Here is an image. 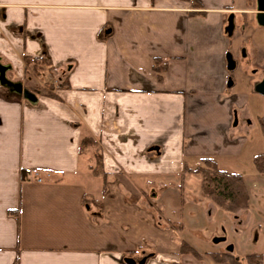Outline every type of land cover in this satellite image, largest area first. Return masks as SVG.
I'll use <instances>...</instances> for the list:
<instances>
[{
    "label": "crops",
    "instance_id": "1",
    "mask_svg": "<svg viewBox=\"0 0 264 264\" xmlns=\"http://www.w3.org/2000/svg\"><path fill=\"white\" fill-rule=\"evenodd\" d=\"M239 2L0 0V264H264V208L231 217L183 170L264 191L219 162L257 93L231 79L238 32L264 28Z\"/></svg>",
    "mask_w": 264,
    "mask_h": 264
},
{
    "label": "rangeland",
    "instance_id": "2",
    "mask_svg": "<svg viewBox=\"0 0 264 264\" xmlns=\"http://www.w3.org/2000/svg\"><path fill=\"white\" fill-rule=\"evenodd\" d=\"M236 2H239V1L236 0ZM239 3L243 6H250L251 8H254L256 12L257 0H240ZM255 27L256 25L254 27L247 25L243 28L241 32L240 31L238 32L239 33L238 37L241 36V43L243 45L240 47V51L238 49H235L237 51V54L239 53L237 55L238 58H236L238 62V69L233 70L231 72V75H232L231 79L235 78L238 83L237 86H239V89L246 90V92H248V90L254 91L255 82L262 80L264 77V28L260 27V28L254 29ZM39 65L41 69H44L46 66L45 63H39ZM240 65L244 67V70L243 69L240 70L241 69ZM254 70L256 71L253 74ZM34 73H35L34 76H36L35 78H37L38 81L43 82L42 84L40 82V84L43 85L42 86L43 88H45L44 91L46 90L50 96H54V94L50 92V78H49L50 76L48 77L49 81L45 82L44 78H39L42 75V73L40 74L36 70ZM48 74H50V72H48ZM53 83L57 85L56 80ZM47 88H49V90H47ZM249 102L250 103L248 104L247 111L245 113L246 116H244L246 117L245 122H244L245 124L244 131L246 130L245 132L248 137V138H245L246 140L245 145L242 147V151L239 155L219 159V162L222 167L228 170L232 168L230 167L231 165L233 167L235 166L236 168H238L240 172H244V174H249V172H252V173L257 172L258 174H260L255 168V165L253 163V157L259 153H264V136L262 135V132L260 131V119L264 123V95H261L259 93H255V94L253 93L251 95ZM199 167H204V165L202 164ZM193 176H195L197 179H194V177H192L193 178L192 181H195V183L196 182L200 183V187H201V181H202L201 176L195 175V174H193ZM262 180H264V178H262ZM243 181H244V178H243ZM244 185L246 187L245 182H244ZM156 192L158 191H155V193ZM262 192H263L262 194L253 195L251 203H250V197L252 195L250 196L248 192L249 200H248L247 208H243L235 212H231L232 213L231 217L237 214L240 215L241 210H247V209H250L251 207L256 209V206H257L258 208L263 209L264 208V191ZM182 193L183 191L180 190V194ZM199 193L203 198H205L201 194V188H199ZM148 196L149 194L147 195V197ZM151 204L152 206H154V208H156L159 202H155L154 200H152ZM218 208L220 209V211H224L220 207ZM227 217H229L228 214H227ZM231 219L233 221V218ZM214 227L216 226L214 225Z\"/></svg>",
    "mask_w": 264,
    "mask_h": 264
},
{
    "label": "trees",
    "instance_id": "3",
    "mask_svg": "<svg viewBox=\"0 0 264 264\" xmlns=\"http://www.w3.org/2000/svg\"><path fill=\"white\" fill-rule=\"evenodd\" d=\"M193 3L196 5L199 4L194 1ZM24 60H27L26 56L24 57ZM260 131L264 136V123L261 119ZM93 144L94 142L89 137L83 138L80 143V152L86 148H89L90 146H93ZM94 157L96 160V166L93 167V173L95 175H100L98 170H100L101 157L98 155V153H95ZM202 162L204 167L190 169L187 166H184L183 169L184 172L201 176V194L213 202L216 206L227 212H235L237 210L247 208L249 196L241 174L220 170L216 161L211 158H204ZM253 163L256 170L260 174H264V153L255 155L253 157ZM104 176V173H102V177ZM182 246V248L188 249L185 244ZM215 257L216 260H220L217 256ZM261 257V255H250L246 256L245 258L247 264H260ZM230 260L233 263L239 264L232 258Z\"/></svg>",
    "mask_w": 264,
    "mask_h": 264
},
{
    "label": "water",
    "instance_id": "4",
    "mask_svg": "<svg viewBox=\"0 0 264 264\" xmlns=\"http://www.w3.org/2000/svg\"><path fill=\"white\" fill-rule=\"evenodd\" d=\"M256 22L264 27V0H257V9L255 14ZM229 67L232 66V60L228 56ZM256 92L261 95H264V77L255 87Z\"/></svg>",
    "mask_w": 264,
    "mask_h": 264
},
{
    "label": "flooded vegetation",
    "instance_id": "5",
    "mask_svg": "<svg viewBox=\"0 0 264 264\" xmlns=\"http://www.w3.org/2000/svg\"><path fill=\"white\" fill-rule=\"evenodd\" d=\"M259 82H261V80H260ZM259 82H258V83H259ZM258 83H257V84H258ZM257 84H256V85H257Z\"/></svg>",
    "mask_w": 264,
    "mask_h": 264
}]
</instances>
